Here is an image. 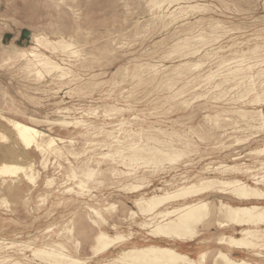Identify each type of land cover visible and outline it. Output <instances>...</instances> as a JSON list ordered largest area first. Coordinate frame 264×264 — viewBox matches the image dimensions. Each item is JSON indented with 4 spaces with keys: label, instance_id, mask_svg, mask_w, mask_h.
<instances>
[{
    "label": "rangeland",
    "instance_id": "rangeland-1",
    "mask_svg": "<svg viewBox=\"0 0 264 264\" xmlns=\"http://www.w3.org/2000/svg\"><path fill=\"white\" fill-rule=\"evenodd\" d=\"M182 1L0 0V167L33 164L37 173L33 186L21 172L0 175V258L52 264L32 248L61 243L81 264H111L134 247L179 245L143 228L150 221L136 199L200 178L240 179L264 192V154L255 153L264 148V0ZM42 37L73 46L52 50L36 41ZM23 51L59 68L37 67L39 76ZM2 116L56 138L62 153L45 161L15 143ZM8 149L22 157L12 159ZM156 149L184 156L171 164L149 155ZM88 169L96 171L90 181L82 177ZM137 184L143 187L132 191ZM199 199L212 212L184 251L197 260L207 252L200 264H213L219 250L264 264L263 246L243 251L220 242L242 237V227L220 228L219 200L239 201L215 191L188 201ZM100 230L126 239L96 256Z\"/></svg>",
    "mask_w": 264,
    "mask_h": 264
},
{
    "label": "bare ground",
    "instance_id": "bare-ground-1",
    "mask_svg": "<svg viewBox=\"0 0 264 264\" xmlns=\"http://www.w3.org/2000/svg\"><path fill=\"white\" fill-rule=\"evenodd\" d=\"M155 3L157 4V2ZM36 41L40 45L48 47L52 50H57L58 48H60L61 50L63 49L62 51H64L70 49L73 46L71 43L69 44L64 40L52 42L44 37L37 38ZM75 54L77 55L79 53ZM21 57L27 59L28 68H35V73H37V75L39 76L41 75V71L37 67L45 69L49 72L59 68V66L53 63L49 58L40 56L33 51H23L21 53ZM28 57H32L33 59H28ZM60 70H62V68ZM2 119L9 126H11L16 138L15 143L17 142L25 149L34 147L38 152H40V154L43 155L45 161H48V157L52 154L60 155V153H62V147H60L56 143V138L46 135L45 133L32 126L18 122L14 119L4 116H2ZM258 120H260V128H262L264 126V115L262 113H259ZM62 124L70 125L71 123L62 122ZM0 139H6L4 134H0ZM58 140L62 143L65 142L63 138H58ZM4 141L8 142L6 140ZM7 152L8 155L12 157V159H19L20 157H22L12 149H8ZM140 153L141 150L134 151L133 155L130 156V161L135 160ZM255 153L264 154V148L257 150ZM149 155H152V158H156V156H159L161 158V161H166L173 164L180 161L183 158L184 153L177 150L164 151L156 149L154 151H151ZM33 167V164H27L24 166L3 165L0 167V175H14L18 172H21L25 175L24 177H27L25 179H29L28 181H31L29 183H35L37 179V173ZM225 168L226 170L238 169L237 166H226ZM95 175L96 171L93 169H88L82 172V177L87 181L93 179ZM73 177L80 178L76 173H73ZM262 179L264 180V177H262ZM51 182L52 181L47 180L46 185L50 186ZM260 182L262 181L255 182V184L259 185ZM84 185L85 180L81 179L78 186L83 189ZM78 186L77 188H79ZM142 187L143 186H140L139 184L132 185L131 190L137 191ZM159 191L163 193L154 194L148 198L142 197L135 200V204L139 208L141 213L149 217L148 220L150 221V223H142V226L143 228H149L151 235H155L158 238H167L170 240H175L176 242H178L179 240V245L175 247L163 245L134 247L127 251H124L118 258L114 259V262L111 264H200L201 262H203L207 252L200 253L199 260H197L188 255V253L184 251V247L188 243L194 241V237L197 235V226L204 222L205 219L210 215V213L212 212V205L209 201H206L204 199L194 201L188 200L210 191L219 192L225 195H231L239 201V205H232L223 200H219L217 213L222 219V222H219L220 228H227L232 225L236 227H242V229L239 230V233L242 237L237 238L231 235H223L220 238V242L222 244L228 245L230 249L243 251L257 246L264 247V244H261L264 243V230L259 229L258 227L259 225L264 224V206L260 203V201L264 200V192L260 188L248 185L240 179L219 180L200 178L196 181L186 179L181 185H176L175 188L172 187L168 190L161 188L159 189ZM181 201V204L172 207V209H163V207L171 202ZM109 208L113 209L115 208V206L111 205ZM90 210L95 215V217L99 218L100 221L106 223V219L101 210L94 208H90ZM132 215L135 217L137 216L135 212H132ZM125 239L126 238L124 235L118 234L115 237H112L108 233L100 230L95 238V245L93 246L95 255L99 256L108 253L111 250L110 247H112V244L114 245L115 243H117V241ZM32 251L35 256L39 258H46L50 260L52 264H81L82 262L80 260L73 259L69 255L65 254L64 246L61 243L51 244L48 246H43L41 248H32ZM257 255H259V253H257ZM4 262L12 264H22L19 261L12 260L11 257L6 255L1 256L0 258V264ZM215 262L217 264H253L247 259H235L231 256L230 253L221 250H219L216 254ZM215 262L213 264H215Z\"/></svg>",
    "mask_w": 264,
    "mask_h": 264
}]
</instances>
